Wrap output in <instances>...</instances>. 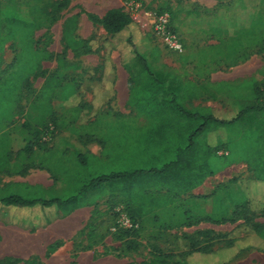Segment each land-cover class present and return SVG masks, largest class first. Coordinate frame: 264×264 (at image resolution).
<instances>
[{"label": "rangeland", "instance_id": "rangeland-1", "mask_svg": "<svg viewBox=\"0 0 264 264\" xmlns=\"http://www.w3.org/2000/svg\"><path fill=\"white\" fill-rule=\"evenodd\" d=\"M62 1L64 7L54 12L50 4ZM125 1L0 0V9L6 14L16 11L27 20L37 18L44 23L36 29L31 49L27 44L22 56L24 42L20 41L7 42L0 56V76L21 69H26L28 76L20 92L16 121L0 135V167L9 158V164L0 168L3 196L64 197L78 186V178L73 176L80 172L84 179L89 172L128 171L153 163L145 159L149 153L138 157L132 150H125L134 137L140 142L129 141L132 148L144 144L140 138L151 120L142 101L152 96L144 91L155 89L137 85V79H144L146 74L132 61L130 48L118 46L102 25L90 19V15L102 18L108 10L122 8ZM142 1L152 9L169 10L172 26L185 43L182 54H170L151 34L138 26L133 28L134 39L147 36L155 47L147 51V56L162 82L156 88L160 99H171L177 87L180 96L186 86L195 87V97L182 101L188 111L208 109L222 119L247 111L235 125L211 129L199 137L213 147L223 143L213 155L215 173L184 194L173 190L171 184L158 189L160 182L148 180L152 185L148 191L173 202L147 216L138 215V204L122 197V186L115 184L84 209L50 224L46 223L48 216L42 214L36 219L30 216L24 225L19 224L23 215L17 217L18 224L0 220V247L8 232L36 237L68 223L70 218L76 221L70 237L49 238L37 252L20 250L15 254L0 248V264H215V255L205 258L208 254L197 256L194 252L212 253L231 244L236 246L239 240L240 245L256 242L257 233L251 225H264L260 214L264 210V176L250 164L246 151L256 123L264 122V111L254 116L255 106L264 107L257 100V88L264 82V0H213L210 9L200 7L197 11L185 5V0ZM71 17L77 18L74 39L88 40L93 52L76 51L66 43L64 27ZM140 46L146 43L140 41ZM34 50L41 53L40 57L34 59ZM48 82L50 96L41 100L40 92ZM131 88L137 93L132 94ZM194 123L183 120L175 129L178 138H168L172 145L176 140L187 143L181 132L186 124L195 127ZM30 140L45 142L54 151L35 148L21 152ZM122 153L126 155L120 157ZM79 154L87 155L88 166L80 165ZM210 168L190 176L182 185L200 183ZM34 182L44 186L40 184L30 193ZM172 185L181 188V184ZM245 202L251 210H242L235 218L238 205ZM252 211L256 216L251 224L246 223L244 217L251 216ZM214 215L227 220L214 223ZM14 218L11 210L8 220ZM31 222H38L39 227L33 230Z\"/></svg>", "mask_w": 264, "mask_h": 264}, {"label": "trees", "instance_id": "trees-1", "mask_svg": "<svg viewBox=\"0 0 264 264\" xmlns=\"http://www.w3.org/2000/svg\"><path fill=\"white\" fill-rule=\"evenodd\" d=\"M63 4L64 1L51 3L50 6H52L54 8V12H56L64 7ZM148 8L151 7L148 6ZM156 11L170 12L169 10L162 9H157ZM90 19L94 23L102 25L107 34L110 35L112 41H114L118 46L122 45L124 47L127 46L130 48L132 61L142 67L145 71L144 73L146 74L144 75V79H137V85L148 86L149 88L153 87L155 89L154 91H144V93L151 92L152 96L150 99H145V101H142V103H144L143 107L146 109L145 112L148 113V117L151 120L148 129L142 133V138H140L144 144L139 147L134 145V148H132L131 144H129V141H133L134 144L140 142L135 140L134 137L127 142L125 150L126 153L129 150H132L135 154H137L138 157L141 154L143 156L145 153H149V156L145 159L147 162L150 160V162L153 161V163L149 164V166H145V168H136L134 166L133 170L131 169L128 171H117L101 174H96L95 172H93V174L92 172H89L90 174H87L84 179H82L80 172L78 175L76 174L73 176L78 178V186H76V189H72L71 191L67 192V195L64 197L56 196L51 198H26L20 194L3 196V190L0 189V220H3L6 223L18 224L19 222L17 221V217H19V215H23V222H20L19 224L24 225L23 223H29L28 221L30 216H34L36 219L37 216L40 218V214H42L48 216L46 223L50 224L55 219L63 217L67 213L88 205L93 198L102 195L101 193L104 190V193H106V191L109 189V186L115 184H120V186H122L119 189L120 195L122 197L127 198V200L130 202H136L138 204V215L146 216L156 208L167 206L173 202V200L169 197L148 191L152 187L148 180L160 182L161 186L157 187L158 189L171 184L170 186H172L173 190L174 188L178 189L176 191L177 193H186L198 187V185L200 186L206 177L212 176L215 173L214 171H216V169L212 168L211 165L213 162V155L217 152V150H219V148L223 147V143L213 147L211 144L207 143V141L200 139L199 137L206 134L211 129L235 125L247 112L241 111L236 117L232 119H222L220 116L212 113L208 109L195 108L188 111L182 107V101L184 98L192 99L195 97V95L198 93L197 90L196 92L194 91L195 87L191 89L186 86L184 88L185 91L181 96L179 95V91L181 89L180 87H177L174 93H172L173 97L171 99L168 97L160 99L158 96V90H156V88L161 86L162 82L153 72L147 56V51L154 46L147 36L143 35V37L139 40L134 39L133 28H137V26L131 21L129 15L125 13L124 9L112 8L108 10L102 18L90 15ZM76 22V17H71L65 22L64 39L66 43L70 48L76 51L83 49V53L93 52V50L89 47L88 40L74 39L73 33L76 27ZM43 24L44 23L37 18L27 20L19 16L16 11L6 14L3 9H0V56L5 51V44L9 41L24 42V46L20 52V56H22L24 51L26 52L27 48L31 49L32 44L35 41V31ZM173 30L175 31L174 28ZM140 41L146 43V46H140ZM26 46L27 48L25 49ZM260 51H262V49H260ZM40 55L41 53L37 50L33 51V57H35L34 59L40 57ZM153 56L154 54L152 57ZM126 67L128 68L127 65ZM25 71L27 70L21 69L18 72L5 73L0 76V135L4 134L10 127H12V125H14L16 121L15 118L18 116L19 105L17 104L20 98V92L23 85L26 82L28 83V76L25 75ZM261 85L262 84H260L257 88V100L260 104L262 103L263 97ZM50 86L51 83L48 82L41 90V100H43V98L48 99L50 96L48 95V89ZM131 92L133 94L136 91H134V88H131ZM259 111H264V107H261V105L255 106V117L258 116ZM183 120L188 121V123L195 122L197 124L195 127L191 126L190 124H186L184 130L181 132L184 134L183 139L187 138V143L182 141V143L179 144V142L176 140V144L172 145V140H169L168 138H172V135H175V138H178V133L175 131V129H177L178 125ZM25 124L26 122L24 125ZM35 134L39 135L40 131H35ZM248 142V148L246 151L248 161L251 165H254L255 169H257L259 172L261 171L264 176L263 121H258L256 123L254 134L248 139ZM35 148L43 152L54 151L53 149L47 147L45 142L30 140L28 143H26L25 148L22 149L21 152L34 151ZM151 153L156 154L152 155ZM123 155L125 156L126 154L122 153L120 157ZM78 158L81 162V166L89 165L86 154H79ZM7 159L8 163L7 161L3 162V166L0 168L4 169L5 166L9 164V158ZM155 163L159 164L156 165ZM205 168H210L211 172L208 175L204 172V178L200 183L192 184L190 186L182 185V183L189 182L190 176L199 174L201 171L205 170ZM73 181L74 183H77L75 180H71V182ZM262 182V184H264V177ZM172 184H177L179 186L181 184V188H178V186L176 187ZM29 188L31 190L30 193H32L37 187L31 186ZM238 206V209L235 210L234 217L240 216L242 210L245 212L251 210L249 208L250 206L248 205V202ZM11 210L14 211V217L16 218V221H14L15 218L8 220L11 216ZM250 214L251 216L246 214L244 217L245 222L249 224H251L253 216H256L254 211H252ZM260 214L264 216V210ZM226 220L227 219H225V217L218 220L215 215L212 218L214 223ZM30 224H34L32 228L33 230L39 227L38 222H31ZM40 224L42 223L40 222ZM252 224L253 225L251 226L257 235L264 237V225L258 223ZM222 237H224V235ZM210 252L197 250L194 253H198L197 256H202L204 253L209 254ZM191 255H193V253H191L190 256ZM217 258H219L218 260L222 259V261L220 260L221 263L224 262L222 256ZM220 261H218V264H220Z\"/></svg>", "mask_w": 264, "mask_h": 264}, {"label": "crops", "instance_id": "crops-1", "mask_svg": "<svg viewBox=\"0 0 264 264\" xmlns=\"http://www.w3.org/2000/svg\"><path fill=\"white\" fill-rule=\"evenodd\" d=\"M213 0H185V5L190 6L194 10H199L201 7L208 8L212 7ZM197 15V14H196ZM98 154V153H97ZM98 158H100V154L97 155ZM40 182H34V184H31L32 186L36 187L39 186ZM42 185V184H41ZM44 186V185H42ZM199 187V186H198ZM195 189V188H194ZM193 189V190H194ZM192 191V190H190ZM190 191L186 193H190ZM184 194V193H183ZM172 205V203L168 204L167 206ZM164 206V207H167ZM161 207V208H164ZM79 208L75 211L84 209ZM161 208H156L155 210H159ZM154 210V211H155ZM154 211H151L149 214L153 213ZM146 215V216H147ZM141 216V215H140ZM70 218V217H67ZM76 227V221L75 219H69L68 223L63 225H58L53 229H50L47 231L46 235H37L36 237H27V236H21L22 234H18L15 232H8V235H5V241L3 245L0 247L3 251L20 254V250L30 251V252H37L39 248L49 239L54 236H61L64 237V235H67L66 238L70 237L68 234ZM3 236V235H2ZM76 236V235H74ZM245 237V236H244ZM3 239V237H2ZM239 239V238H238ZM246 241V239H244ZM254 240L256 242H253L252 244L249 243V245H245V242H242L240 245V240L236 246H226L221 249H215L212 253H209L206 255L205 258H208L207 256H213L215 255L216 261L215 264H218V261H222V259L218 260L219 256L223 257L224 262L220 264H264V237H261L259 235H255ZM2 243V241H1ZM226 258V259H225ZM197 261V259H195Z\"/></svg>", "mask_w": 264, "mask_h": 264}, {"label": "built area", "instance_id": "built-area-1", "mask_svg": "<svg viewBox=\"0 0 264 264\" xmlns=\"http://www.w3.org/2000/svg\"><path fill=\"white\" fill-rule=\"evenodd\" d=\"M131 21L144 32L152 35V38L163 45L170 54H182L184 43L172 26V15L168 11L158 12L148 6L142 0H126L123 7ZM263 93L262 103H264V82L261 85ZM129 227L132 224L127 223Z\"/></svg>", "mask_w": 264, "mask_h": 264}]
</instances>
